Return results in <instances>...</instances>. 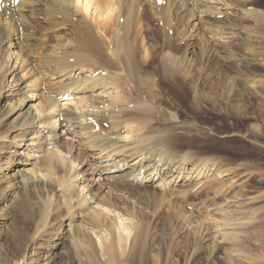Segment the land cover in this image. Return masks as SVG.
Here are the masks:
<instances>
[{"label": "bare ground", "instance_id": "1", "mask_svg": "<svg viewBox=\"0 0 264 264\" xmlns=\"http://www.w3.org/2000/svg\"><path fill=\"white\" fill-rule=\"evenodd\" d=\"M6 1L13 10L5 7ZM160 1L164 4L158 6L155 0H0V125L6 128L0 131V142L5 140V152L11 144L21 149L0 158V250L6 220L16 229L22 225L18 214L33 220L28 257L12 264H57L51 252L65 239L68 246L60 253L78 264H102L101 256L107 264H123V258L137 255L143 264H160L158 252L144 250V217L115 196L130 187L137 188V198L147 206L167 202L180 225L192 223V232L209 230L204 219L193 225L168 196L194 197L191 189L211 175L216 178L200 188L218 194L222 182L217 177L223 171L174 149L167 136L148 131L157 117H166V108L154 72L146 75L135 66L156 53L145 40V9L153 4L168 24L178 9L185 12L175 16L177 39L186 42L185 51L177 56L162 44L157 51L163 79L185 76L188 41L199 28L197 14L184 10L186 0ZM191 1L209 14L210 3H220L217 9L229 5L224 0ZM245 13L262 19L251 7ZM168 34L165 29L163 35L172 38ZM96 90L111 93V99L98 102L92 94ZM79 92L88 94L76 96ZM104 122L108 128L102 127ZM68 133L78 138L76 145L73 137H64ZM88 157L97 164L80 180L84 170L75 165L83 159L87 163ZM175 183H184L177 193L157 192L156 187L164 190ZM215 210L224 224L229 222L228 212L220 206ZM54 221L57 226L49 231ZM212 230L219 235L217 223ZM5 255L2 250L0 258Z\"/></svg>", "mask_w": 264, "mask_h": 264}, {"label": "rangeland", "instance_id": "2", "mask_svg": "<svg viewBox=\"0 0 264 264\" xmlns=\"http://www.w3.org/2000/svg\"><path fill=\"white\" fill-rule=\"evenodd\" d=\"M187 1L184 10H192L197 14L199 28L196 36L188 41V60L185 71L182 72L185 76L175 75V78L163 79L162 72L158 69L161 68L157 55L160 47L162 49L166 46L164 50L177 56L185 51L186 42L177 39L179 24L175 16L185 13L179 9L172 14L169 24L162 23L153 4L150 9H145L146 14L142 17L145 40L149 44L148 50L153 49L156 53L150 60L147 58L145 62L139 61L135 66L143 73L153 71L163 91L160 103L166 108L163 110L166 111V117H157L158 121L151 125L149 133L153 131L167 136L168 143L174 149L188 153L206 165L215 166L224 172L217 177L222 182V192L218 194H214L212 189L207 188L205 192L204 187L200 188L206 184L207 179L216 178L215 175L200 179L201 183L198 181L196 189H191L194 197L184 200L177 199L175 195L168 196L174 189L177 193L184 183H175L164 190L156 187L159 193L167 191L170 202L181 206L193 225L204 219L209 230L203 231L200 228L202 232H192V223L189 226L180 225L179 218L174 219L172 214L174 208L168 206L167 202L158 208L147 206L137 198L139 192L135 187L127 189L125 194L117 192L115 196L124 200L125 206H132L134 212L137 210L144 217L147 231L143 241L145 245L142 243L144 250L158 252L160 264H264V0H224L229 5L218 9L214 6H220V3H210L213 10L211 15L203 12L194 1ZM149 3L151 4V0ZM188 4H193L191 7L195 10L189 8ZM5 7L13 10L9 1H6ZM248 7L261 13L262 19L248 18L245 13V8ZM214 11L219 13L216 15ZM97 18L102 21L101 17ZM165 29L172 38L168 39L163 35ZM123 86L120 84L119 88L122 89ZM169 93L171 97L168 96ZM79 94L84 96L88 93L79 92L76 96ZM92 94L98 102L108 101L112 96L111 93L108 95L100 90ZM97 125L95 123V128H98ZM102 127L108 128L107 123L104 122ZM5 129L2 122L0 131ZM64 137H73L74 144H77V137H71L69 133ZM5 144V140L0 142V158H10V152L17 149L21 151L11 144L10 152H5ZM15 157L12 156V159ZM88 159L87 163L83 159L78 166L77 163L75 165L76 170H84L83 175L78 176L80 180L94 170L97 164L93 163L95 160L91 157ZM88 161L93 163L92 166ZM88 203L91 206L95 204L92 200ZM216 206L228 212L227 215L231 216L229 222L224 224L220 220ZM3 211L0 203V214ZM112 213L109 214L113 216L114 212ZM17 217L22 220V225L17 229L9 220L1 225L4 231L2 241L4 238L5 241L0 253L4 250L6 255L0 261L5 260L7 264L18 260L23 262L28 257L31 246L28 239L33 231L32 219L26 221L24 214H18ZM56 221L49 231L57 226ZM216 223L219 235H215L212 230ZM232 229L238 230V234H230ZM65 240L51 252V256L56 259L57 264H78L75 259L68 260L60 253V250L68 246ZM238 250L242 252L238 253ZM237 253L241 257L237 256V260H232L236 259ZM42 257L41 254L40 258ZM100 258L102 264H107L104 256ZM123 259V264H143L139 255L133 260Z\"/></svg>", "mask_w": 264, "mask_h": 264}]
</instances>
